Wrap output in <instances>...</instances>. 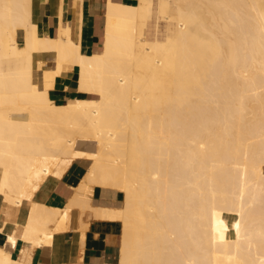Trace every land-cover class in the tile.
I'll return each mask as SVG.
<instances>
[{
  "label": "bare ground",
  "instance_id": "obj_1",
  "mask_svg": "<svg viewBox=\"0 0 264 264\" xmlns=\"http://www.w3.org/2000/svg\"><path fill=\"white\" fill-rule=\"evenodd\" d=\"M83 3L66 21L61 2L49 36L33 0H0L2 210L31 200L7 238L24 244L18 255L0 245V264H32L74 207L122 224L114 264H264V0H160L168 30L152 38L153 0H106L91 53ZM73 69L83 96L58 103L50 92ZM82 158L66 207L32 200L57 166ZM96 186L122 194L120 206L94 204ZM87 226L81 218L83 237Z\"/></svg>",
  "mask_w": 264,
  "mask_h": 264
},
{
  "label": "crops",
  "instance_id": "obj_2",
  "mask_svg": "<svg viewBox=\"0 0 264 264\" xmlns=\"http://www.w3.org/2000/svg\"><path fill=\"white\" fill-rule=\"evenodd\" d=\"M61 2L63 3L65 20H73L80 12V9L77 10L78 13L76 12L74 0H33L32 19L39 25L40 31L43 34L49 36L56 35ZM105 4L106 0H84V31H82L81 40L83 50L88 53L101 48L100 41L102 44V24L105 17ZM76 82V70L66 71L63 75L58 77L55 87L51 90L50 94L52 98L58 103H63L75 96H83L78 92ZM83 150L91 152V145L86 146ZM89 164L90 161L88 160L75 159L66 164L57 166L55 171L44 180L34 193L32 200L45 203L52 207H66L69 200L74 195L75 188L87 171ZM121 195L120 193H116L113 197L104 194L102 190L96 186L92 199L95 204L120 206L122 201ZM30 201L31 200H24L23 205L19 208L8 206L3 212L2 199L0 198V226H4V231H0V245L6 246L14 255L19 254L24 243L19 239L16 247L11 246L7 242L8 233L14 231L17 224L21 227L25 224L30 211ZM81 218L88 222L84 237L82 236L80 228ZM21 227L19 229H21ZM121 232L122 224L119 221L95 218L89 212H84L82 214L80 208L74 207L70 222L66 219L61 227H56L54 229L52 242L37 247V249L34 250L32 264H114L118 261L119 257Z\"/></svg>",
  "mask_w": 264,
  "mask_h": 264
},
{
  "label": "rangeland",
  "instance_id": "obj_3",
  "mask_svg": "<svg viewBox=\"0 0 264 264\" xmlns=\"http://www.w3.org/2000/svg\"><path fill=\"white\" fill-rule=\"evenodd\" d=\"M169 1L171 3V0H169ZM153 2H154V7H155V14H154L153 20L151 21V23L149 24V26H148V28L146 30V33L148 34V36L150 38H152L154 36L155 30H157V34L159 33L160 35H166V32L168 30V20L169 19H167L166 17L164 18V15H166V14L167 15L168 14L170 15V13H171L170 10L169 11L167 10L168 12L165 11L163 13H158V8H159L160 0H153ZM171 5H173V2L171 3ZM103 30H104V19H103V24H102V31ZM20 39H22L21 36H20ZM100 45H101V41H100ZM69 100H71V99H69ZM90 145H91V148H92V152L93 151H96L97 146H96V144H95L94 141H92V140H87V141L86 140L85 141L84 140H78L79 149H83L86 146H90ZM82 159L91 161L89 158H82ZM121 199H122V197H121ZM228 219H229V222L231 223L232 222L231 221L232 219L230 217H228Z\"/></svg>",
  "mask_w": 264,
  "mask_h": 264
}]
</instances>
